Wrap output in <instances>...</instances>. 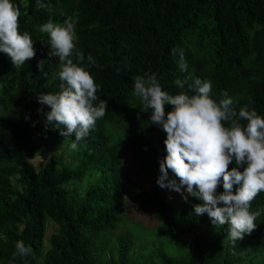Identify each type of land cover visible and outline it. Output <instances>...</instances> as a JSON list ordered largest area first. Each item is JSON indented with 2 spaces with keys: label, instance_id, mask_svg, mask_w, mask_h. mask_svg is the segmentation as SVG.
Listing matches in <instances>:
<instances>
[{
  "label": "trees",
  "instance_id": "obj_1",
  "mask_svg": "<svg viewBox=\"0 0 264 264\" xmlns=\"http://www.w3.org/2000/svg\"><path fill=\"white\" fill-rule=\"evenodd\" d=\"M10 3L19 9V31L31 36L36 55L17 66L0 52L8 106L0 116V264H264V191L249 206L256 228L235 240L228 234L230 223L214 225L207 213L195 214L194 206L203 204L196 189L178 204L176 197L166 200L159 186L138 187L133 197L138 211L157 219L147 230L126 213L127 184H136L123 176L130 156L142 173L158 179L167 155L166 132L150 122L152 110L134 95L137 76L155 74L171 96L182 91L191 96L188 86L207 80L209 98L218 105L231 98L237 112L247 105L264 118V0ZM69 19L75 20V47L66 59L93 77L94 106L106 101L105 115L78 142L47 124L51 107L37 99L66 84L58 76L65 61L52 54L49 34L39 27L49 20L65 26ZM177 79L187 84L180 88ZM172 110L165 104V118ZM45 146L60 154L37 169L32 161ZM233 167L243 171L234 160L228 170ZM238 187L233 185V194ZM223 192L221 180L217 194ZM49 224L58 230L47 240ZM18 241L31 248L28 256L18 254Z\"/></svg>",
  "mask_w": 264,
  "mask_h": 264
},
{
  "label": "clouds",
  "instance_id": "obj_2",
  "mask_svg": "<svg viewBox=\"0 0 264 264\" xmlns=\"http://www.w3.org/2000/svg\"><path fill=\"white\" fill-rule=\"evenodd\" d=\"M40 8L50 5L39 4ZM21 13L10 0H0V52L6 53L14 65L21 66L31 60L36 52L31 36L19 31ZM75 20L65 21V26L54 24L52 20L39 27V31L49 34V44L62 61L58 73L60 91L57 94L41 93L38 102L48 105L47 124L59 130L65 138L75 135V141L84 138L95 122L105 115L106 101L98 105L97 86L93 77L83 67L73 64L68 58L75 47ZM177 50L173 49V54ZM83 60V54H79ZM89 61L94 63L91 57ZM43 61L38 62L41 68ZM180 67L184 71L187 65L180 53ZM180 88L187 80L174 82ZM194 92L189 96L180 92L171 96L162 91L155 74L135 77L134 95L141 98L146 109L152 110L150 122L166 132V152L160 162V175L156 181L161 189L179 193L185 200L184 191L192 194L194 189L202 205H195L197 216L207 213L214 225L230 223L229 236L235 240L242 239L255 228L256 214L249 212L251 201L264 191V118L255 110L242 107L239 112L230 106L231 98H225L219 105L211 98L210 81L195 79L188 86ZM227 97V93H224ZM165 104L174 106V110L165 118ZM139 118V114H138ZM246 121L241 125L240 121ZM225 121L229 126H225ZM71 147L75 149L74 142ZM235 162L238 167L228 170ZM179 178V182L169 176L168 170ZM224 192L217 194L221 184ZM233 185H238L233 194ZM186 186V189H184ZM19 255L28 256L31 248L23 241L16 243Z\"/></svg>",
  "mask_w": 264,
  "mask_h": 264
},
{
  "label": "rangeland",
  "instance_id": "obj_3",
  "mask_svg": "<svg viewBox=\"0 0 264 264\" xmlns=\"http://www.w3.org/2000/svg\"><path fill=\"white\" fill-rule=\"evenodd\" d=\"M4 86L3 84L0 83V116H3L7 114L8 112V106L6 104V98L2 97ZM60 154L59 151H55L51 146L44 147L42 148L36 155V158L32 161L34 165L36 166L37 169H40L44 167L46 163H48L55 155ZM126 161L124 163V171H123V176L127 175L132 182H135V186H130L127 184L126 190H125V197L128 202L129 208L127 209V214L129 218L133 221H141L143 223V226L147 230H151L152 228L156 227L157 225V219L153 213H141L138 211L137 208V201L133 197L139 193V188L142 187L146 191H151L154 190L155 187H157V179L148 176V174L142 173L138 164L130 157H125ZM176 179V177H174ZM177 180V179H176ZM179 182V180H177ZM186 189V186H184V191ZM80 191H83V189L79 188ZM163 197H165L166 200H174L175 198L178 200V204L181 201V195L175 191H170L168 189H164L162 191ZM185 196L188 194L186 191H184ZM183 198V197H182ZM133 199V200H132ZM177 204V205H178ZM58 230L57 226L54 224H49L46 235H47V240L50 238L52 234H54Z\"/></svg>",
  "mask_w": 264,
  "mask_h": 264
}]
</instances>
